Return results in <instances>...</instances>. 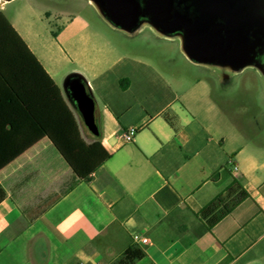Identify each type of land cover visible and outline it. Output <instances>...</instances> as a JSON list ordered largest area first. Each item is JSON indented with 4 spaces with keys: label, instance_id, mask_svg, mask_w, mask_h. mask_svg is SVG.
<instances>
[{
    "label": "crops",
    "instance_id": "1",
    "mask_svg": "<svg viewBox=\"0 0 264 264\" xmlns=\"http://www.w3.org/2000/svg\"><path fill=\"white\" fill-rule=\"evenodd\" d=\"M0 13L29 51H0V113L13 105L0 117V264H115L133 246V264H264V146L225 125L210 81L145 63L90 0H0ZM233 179L248 197L208 229L200 213Z\"/></svg>",
    "mask_w": 264,
    "mask_h": 264
},
{
    "label": "water",
    "instance_id": "2",
    "mask_svg": "<svg viewBox=\"0 0 264 264\" xmlns=\"http://www.w3.org/2000/svg\"><path fill=\"white\" fill-rule=\"evenodd\" d=\"M111 25L134 32L147 21L162 34L179 35L189 60L240 70L264 52V0H184L188 11L174 8L173 0H92ZM214 19L243 22H204ZM70 100L85 126L98 134L94 102L84 83L71 78L66 83Z\"/></svg>",
    "mask_w": 264,
    "mask_h": 264
},
{
    "label": "rangeland",
    "instance_id": "3",
    "mask_svg": "<svg viewBox=\"0 0 264 264\" xmlns=\"http://www.w3.org/2000/svg\"><path fill=\"white\" fill-rule=\"evenodd\" d=\"M103 22H109L90 0ZM62 8L64 11L67 9ZM63 20L52 22L59 26ZM57 26H53L56 29ZM145 63L162 72L188 73L190 83L199 79L210 81L212 97L217 101L226 119L225 125L255 138L253 146H264V52L254 64L240 70L213 64L195 63L188 59L179 35L168 36L157 31L147 21L127 33Z\"/></svg>",
    "mask_w": 264,
    "mask_h": 264
},
{
    "label": "trees",
    "instance_id": "4",
    "mask_svg": "<svg viewBox=\"0 0 264 264\" xmlns=\"http://www.w3.org/2000/svg\"><path fill=\"white\" fill-rule=\"evenodd\" d=\"M55 34L53 33V36ZM19 51L24 50L25 52H29L25 44L22 42L20 37L14 31V29L10 26L7 20L0 13V51ZM32 62L40 69V65L37 63L35 57L30 54ZM0 70V77L7 83L6 77ZM47 86L52 85V80L46 76ZM13 105L9 107H4V109L0 113V117L4 115L9 109H12ZM260 191L264 195V182L259 187ZM2 197V193L0 191V199ZM248 197V194L243 189L241 184L233 179L231 184L227 187L226 191L215 199L204 211L200 213L201 220L205 223L208 229H211L214 225H216L223 217L229 214L239 203H241L244 199ZM144 256L143 252L139 250L136 246L129 248L126 250L121 257L117 260L115 264H133L134 262L142 259Z\"/></svg>",
    "mask_w": 264,
    "mask_h": 264
},
{
    "label": "built area",
    "instance_id": "5",
    "mask_svg": "<svg viewBox=\"0 0 264 264\" xmlns=\"http://www.w3.org/2000/svg\"><path fill=\"white\" fill-rule=\"evenodd\" d=\"M136 133L135 128H130L124 135H123V141L124 142H131L134 135ZM229 165L231 166L232 170L235 172L237 170L236 166L232 164L231 161H229ZM133 242L137 245H147L149 243L147 237L140 236L138 234L133 235Z\"/></svg>",
    "mask_w": 264,
    "mask_h": 264
},
{
    "label": "flooded vegetation",
    "instance_id": "6",
    "mask_svg": "<svg viewBox=\"0 0 264 264\" xmlns=\"http://www.w3.org/2000/svg\"><path fill=\"white\" fill-rule=\"evenodd\" d=\"M173 6L175 9L179 11H188L189 15L192 16L191 13V7H190V1H184V0H173ZM204 22H243L242 20H224V19H214V20H207ZM258 54L256 56V60L258 58ZM263 65H264V60H263Z\"/></svg>",
    "mask_w": 264,
    "mask_h": 264
}]
</instances>
